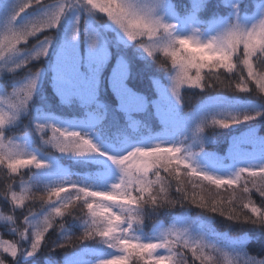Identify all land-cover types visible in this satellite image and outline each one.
<instances>
[{
	"label": "snow or ice",
	"instance_id": "1",
	"mask_svg": "<svg viewBox=\"0 0 264 264\" xmlns=\"http://www.w3.org/2000/svg\"><path fill=\"white\" fill-rule=\"evenodd\" d=\"M0 5L8 72L43 64L0 94V264H264V0ZM45 80L87 127L32 120L37 150Z\"/></svg>",
	"mask_w": 264,
	"mask_h": 264
},
{
	"label": "trees",
	"instance_id": "2",
	"mask_svg": "<svg viewBox=\"0 0 264 264\" xmlns=\"http://www.w3.org/2000/svg\"><path fill=\"white\" fill-rule=\"evenodd\" d=\"M29 10H26V12L29 13ZM47 33H40L35 38H30L27 47H31L33 43H35L36 40L40 39L43 35H46ZM42 62L33 61L28 66H22L15 72H7L4 73L0 77V87L3 85L6 87V91L11 90L12 87L20 85V82L28 77L29 71L28 69L31 68L33 71L38 68L42 67ZM145 87L147 86V80L144 82ZM193 102H195L193 98ZM80 109L73 106L69 108L68 106L62 105L59 101V97H57L53 90L51 85L45 80L43 87L37 91V93L34 94L33 100L31 102V107L28 115L25 117L24 123L27 124V131L30 139V144L34 149L39 150L42 146L40 144L39 136L32 131L33 124L32 120H39L41 118L46 119H55L59 118L60 120H69V121H79L81 118H78V113ZM12 131L16 134H24L26 132V129L24 125H20L17 128L12 129ZM50 134V133H49ZM264 134V133H261ZM220 141L219 144L215 145L213 150L219 151L220 149L226 148V145L223 141V136L217 137ZM81 159H74L70 157H62L61 163L66 166L67 168L72 169L73 171H81V165H82ZM207 195V191L203 193ZM224 198L226 199L228 196V193H222ZM222 219V218H221ZM2 223V222H0ZM215 228L217 231H223V224L220 223V221H217ZM151 229V223H148V228H146V231H149ZM3 230H0L2 232ZM233 232L232 234L235 235V233L238 231L237 227H233L231 229ZM10 237L4 236V239H9ZM53 259H57L56 257H53ZM219 264H224L223 257L220 258Z\"/></svg>",
	"mask_w": 264,
	"mask_h": 264
},
{
	"label": "rangeland",
	"instance_id": "3",
	"mask_svg": "<svg viewBox=\"0 0 264 264\" xmlns=\"http://www.w3.org/2000/svg\"><path fill=\"white\" fill-rule=\"evenodd\" d=\"M4 12H5L4 7L2 5H0V17H2L4 15ZM37 14H38V9L36 7L30 8L29 13L25 11L24 13L21 14V17L18 19L17 23H22L25 20H27V19H29V18L37 15ZM89 19H90V22L93 23V24H96L98 21L99 22H102V20H103V18L99 14H97L96 20H91V18H89ZM73 22H74V16L71 15V14L67 15L64 18V20L62 21V23H61L60 31L63 32L64 27L66 25H71ZM81 41H83V33H81ZM82 46H83V43H82ZM12 63H13V61H8L6 64H5V62L0 61V64L4 65V67H0V77L4 73H7L8 72V67L11 66ZM16 70H18V69H16ZM26 79H27V77L25 79H23L20 82V84H22ZM5 89H6V87L2 85L0 87V94H3L6 91ZM77 113H78L77 114L78 115V118H80V111L77 112ZM49 120L52 121V122H55V123H57V124H59L61 126H67V127H70V128H82V129H86V127H87L86 124H82L81 123V119L79 121H76V120L75 121H69V120L62 121V120L57 119V118H55V119H49V118L46 119L44 117L41 118V119H39V121H41V122L49 121ZM49 135H51V133Z\"/></svg>",
	"mask_w": 264,
	"mask_h": 264
}]
</instances>
